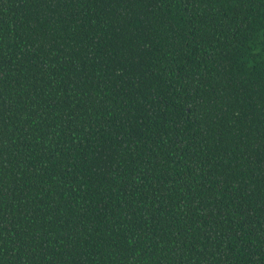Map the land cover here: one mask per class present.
I'll return each instance as SVG.
<instances>
[{
  "label": "trees",
  "instance_id": "1",
  "mask_svg": "<svg viewBox=\"0 0 264 264\" xmlns=\"http://www.w3.org/2000/svg\"><path fill=\"white\" fill-rule=\"evenodd\" d=\"M0 264H264V0H0Z\"/></svg>",
  "mask_w": 264,
  "mask_h": 264
}]
</instances>
